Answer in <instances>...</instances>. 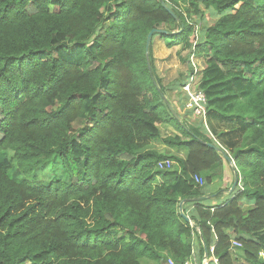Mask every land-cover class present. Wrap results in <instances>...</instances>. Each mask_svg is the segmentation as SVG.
I'll list each match as a JSON object with an SVG mask.
<instances>
[{"label":"trees","instance_id":"1","mask_svg":"<svg viewBox=\"0 0 264 264\" xmlns=\"http://www.w3.org/2000/svg\"><path fill=\"white\" fill-rule=\"evenodd\" d=\"M153 29L202 58L216 144L171 115ZM207 144L238 180L213 207L226 160ZM203 246L206 264H264V0H0V264H202Z\"/></svg>","mask_w":264,"mask_h":264},{"label":"rangeland","instance_id":"2","mask_svg":"<svg viewBox=\"0 0 264 264\" xmlns=\"http://www.w3.org/2000/svg\"><path fill=\"white\" fill-rule=\"evenodd\" d=\"M198 20L199 19H197L196 17L194 18V16H192L191 21L195 22ZM213 21H214V19L209 16L208 12H205L203 20L199 21L200 23L197 24L198 28L194 29L193 34L190 37L191 42L192 43L197 42L198 34L201 32V29H202L201 27L205 26V25H207V26L213 25L214 24ZM158 37H160V35H155V39L153 40L152 45H155V41H156V43L158 42V40H159ZM188 53H189V50H187V49L182 50L180 47H177V48L173 49L172 55L166 56V57L161 58V59H158V57L154 58L156 76L161 81V84L164 87V91H163L164 97L167 101H169V103L172 105V107L176 108V110H177V107L180 106L177 104L180 102H183L184 97H183L181 92L180 93L175 92L171 86H173L174 84H177V83H178V85L179 84L181 85V83L184 81L185 76L188 74L189 67H188L187 58H186ZM154 56H155V54L153 53V57ZM197 58L199 60H202V58L199 56H197ZM179 109H180V111H182V108H179ZM182 113H181V115L180 114L179 115L183 118V120L187 126H198V124L200 125V123L198 122L197 119L193 118L191 115H187V113H183V114ZM206 123L210 127V130H211V127L213 126L216 130L219 129L220 132H224L226 134L228 133V130H224L222 127L218 126V124H219L218 122L213 121L211 124V121H210L208 116L206 117ZM79 124L80 123H76L75 126L79 127ZM198 127L200 128L199 132L202 135H204L206 139L212 140L216 144L215 139H217V141L219 139L214 134H213L214 136H212L211 133L209 132V130L204 129V127H202V125L198 126ZM158 128L160 129V133H161L160 136L162 138L167 137V136L173 137L176 134V132L174 131V129L170 125L159 124ZM153 145L155 147H157V146L160 147L161 143H160V141H156L153 143ZM168 149H171V148H168ZM167 153H168V155H171L172 157H174V156L182 157L184 154L183 152H179L176 149L167 150ZM227 155H228V153H227ZM229 155L231 156L230 151H229ZM229 155H228V157H229ZM230 159H231V157H230ZM232 163H233V160H232ZM230 166H231L230 168L233 169L234 163ZM233 173H235L234 170H233ZM41 179L45 182V184H48L47 180L43 176H41ZM233 183H231L227 186L226 191L229 190L230 193H232V191L234 190V189L231 190ZM237 183H238V181H237ZM208 187H209L208 189H205V191H208V193L218 191L219 188H221V180H217V181L213 182ZM222 200H223L222 198L218 197L216 201L218 203H220ZM236 251L237 250L234 251V254L236 253ZM197 264H199V263L197 262Z\"/></svg>","mask_w":264,"mask_h":264},{"label":"built area","instance_id":"3","mask_svg":"<svg viewBox=\"0 0 264 264\" xmlns=\"http://www.w3.org/2000/svg\"><path fill=\"white\" fill-rule=\"evenodd\" d=\"M195 47V43H193L192 49ZM187 64L189 67V73L185 76L184 81L180 85V92L184 97V101L177 104L181 105L178 106L182 108L183 113H187V115H191L193 118L197 119L204 129H207L206 123V106L207 101L204 93L202 90L199 89L201 71L203 69V65L200 64V60L194 53H191L187 57ZM177 107V108H178ZM178 110L180 111V109ZM182 113V114H183ZM173 162L170 160H164L157 163V169H170ZM194 183L197 187H202L204 181L198 177H194ZM239 187V184H238ZM242 190V189H241ZM241 245L237 242L232 240L231 241V252L234 253L235 250L239 249ZM260 257L264 259V252L260 253ZM213 263L216 264L217 261L214 259ZM166 264H175L172 260L168 259ZM183 264H197L196 258L194 253H191V256L183 263Z\"/></svg>","mask_w":264,"mask_h":264},{"label":"crops","instance_id":"4","mask_svg":"<svg viewBox=\"0 0 264 264\" xmlns=\"http://www.w3.org/2000/svg\"><path fill=\"white\" fill-rule=\"evenodd\" d=\"M158 38H159L158 42L156 43V41H155V45H152V50H153V53L155 54L154 58H157L158 57V59H161V58H164L166 56L172 55L173 49L174 48H177V47L167 48L165 46L164 40L162 38H160V37H158ZM200 64L203 65V60H200ZM177 111L181 115L182 112L179 111L178 108H177ZM155 148L158 149L159 152H161L163 154H167V155H168L167 150H171V149H168L163 144H161L160 147L157 146ZM226 163H225V165L223 167V175H222V180H221V188H219V190L218 191H215V192L208 193V191H206L205 197L203 198L204 199V205L205 206L213 207L215 205L221 204V203H223V202H225V201H227V200L230 199V194L231 193H230L229 190L226 191V188H227V186L229 184H231V183L234 182L235 176H234V173H233V169L230 168L231 166L228 163L227 164ZM208 188L209 187H207V189ZM218 197L223 199L220 203H218L216 201ZM194 245H195V241H194ZM195 252L197 253V249L196 248H195Z\"/></svg>","mask_w":264,"mask_h":264},{"label":"water","instance_id":"5","mask_svg":"<svg viewBox=\"0 0 264 264\" xmlns=\"http://www.w3.org/2000/svg\"><path fill=\"white\" fill-rule=\"evenodd\" d=\"M162 6H163V8L167 11V12H169L170 13V15H174L168 8H167V6L163 3L162 4ZM164 33H166L165 31H163V30H161V29H153V30H151L149 33H148V35H147V37H146V44H145V55H146V59H147V56H148V48H149V45H150V43H151V40H152V36L153 35H161V34H164ZM167 104V107H168V109H169V111H170V113H171V115L177 120V121H180V119H181V117L174 111V109H173V107L170 105V103L169 102H166ZM207 146L208 147H210L211 149H213L214 151H216L217 153H219V154H221L223 157H224V159L226 160V162L229 164V165H232L233 163H232V160L218 147V146H216V145H213V144H207ZM234 176H235V173H234ZM237 177L235 176V180H234V183H233V185H232V187H231V190H233L234 188H235V186L237 185ZM186 202V200H183V201H181L180 203H179V205H178V213H179V215L183 218V220L186 222V223H188V224H190V225H192L191 224V221H190V218L187 216V215H185L184 213H183V210H182V206H183V204ZM201 242H202V240H201ZM203 249H204V255H203V258H202V264H206V259H207V253H206V249H205V247L203 246Z\"/></svg>","mask_w":264,"mask_h":264},{"label":"bare ground","instance_id":"6","mask_svg":"<svg viewBox=\"0 0 264 264\" xmlns=\"http://www.w3.org/2000/svg\"><path fill=\"white\" fill-rule=\"evenodd\" d=\"M199 122V121H198ZM200 123V122H199ZM201 124V123H200Z\"/></svg>","mask_w":264,"mask_h":264}]
</instances>
